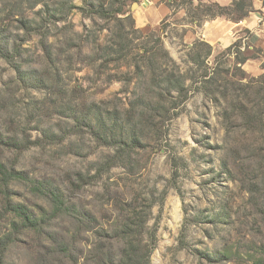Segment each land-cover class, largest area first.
I'll return each instance as SVG.
<instances>
[{"label": "rangeland", "instance_id": "obj_1", "mask_svg": "<svg viewBox=\"0 0 264 264\" xmlns=\"http://www.w3.org/2000/svg\"><path fill=\"white\" fill-rule=\"evenodd\" d=\"M251 1V13L264 14V0ZM81 7L82 0H0V37L11 57H0V136L20 146L0 148V162L25 177L9 184L8 199L51 219L41 233L18 234L3 264H95L96 257L141 254L152 245L149 264H264V130L245 128L243 120L254 119L258 103L244 86L260 77L253 87L264 88V61L258 74L241 66L245 79L231 78L235 49L212 47L208 71L216 58L231 85L209 84L206 92L193 86L152 134L143 107H134L144 81L135 82L134 66L142 65L136 53L147 42L157 45L163 22V47L193 76L187 46L197 40L185 36L198 28L188 24L189 8L166 7L153 27L134 20L133 32L128 20L87 17ZM131 7L132 15L138 7ZM241 44L244 55L258 58ZM87 119L113 120L154 140L133 152L127 166L98 176L115 150L88 131ZM46 186L61 190L76 213L52 219V204L38 190ZM2 190L0 182V240L10 235L11 221L19 222L4 216ZM87 213L94 221L83 231L76 217ZM128 219L145 221L141 233L109 243Z\"/></svg>", "mask_w": 264, "mask_h": 264}, {"label": "trees", "instance_id": "obj_2", "mask_svg": "<svg viewBox=\"0 0 264 264\" xmlns=\"http://www.w3.org/2000/svg\"><path fill=\"white\" fill-rule=\"evenodd\" d=\"M84 7H81L80 12L87 17H97V19L105 21L128 20L129 24L134 32V19L128 11V6H132L134 3L138 4V0H97V4H94L92 0H82ZM168 9L176 8L177 6H186L189 8V25L200 28L205 21L213 20L216 18H222L233 23H239L247 18L251 14L253 7L251 0H229L228 5H221L217 1L209 0H162ZM157 35L158 43L154 47H149L148 42L143 45L138 53L141 55L142 65L136 64L134 66V74L136 75L135 82L143 79L141 86H137L140 91L137 92L133 99L135 101V109H143L140 111L143 116V124L147 130H150L152 134H155L161 125V116L163 114H170L174 112L182 103H185L189 98V92L193 86H196L197 91L203 90L206 92L207 85H215V87L228 88L232 81L223 77L222 71L219 70V64L215 58L217 66L209 72L207 67V61L212 56V46L203 40H197L193 45L188 47V57L192 67L196 68L193 76L188 77L186 73L181 69L170 56L167 50L163 47L161 42L162 36L165 34V28L162 27ZM152 36V35H151ZM241 40H237L231 46L226 48V52H230L235 49L236 59V72H234L231 78L245 79L246 73L241 69V66L249 59H255L256 56L244 55L241 51ZM247 47H245V50ZM254 52L258 55V58H262L261 51L253 48ZM108 52L111 50H107ZM106 51V52H107ZM119 52V51H118ZM117 52V53H118ZM230 55V54H229ZM0 57L10 61L11 57L8 52L7 44L0 37ZM124 58V57H123ZM200 72V75L197 74ZM212 74V75H211ZM228 74V71L225 72ZM198 75V76H196ZM211 75V76H210ZM217 78L215 82L213 79ZM259 78H250V81L244 86L247 88V92H255L258 97L257 108L255 110V117L253 120H249L247 115L243 116L244 127L250 130L259 128L260 131L264 130V88L263 85H256L259 83ZM138 80V81H137ZM263 84V83H262ZM136 85V83L134 84ZM140 85V84H139ZM211 85V86H212ZM214 92V91H213ZM212 92V94H213ZM226 96V95H224ZM86 123L88 131L98 140H103L106 147L115 150L112 156H109L102 164L97 168V175L105 174L115 167H125L130 162V158L133 152L140 150L141 148H147L151 146L154 137L144 138L138 136L135 133L134 128L128 129L126 126L117 125L113 120L111 123L105 121L98 123L96 121L87 119L83 120ZM108 126L107 130L102 131L104 127ZM253 128V129H252ZM102 132L103 135L100 134ZM167 130H165V135ZM14 148L19 149V145L15 140L10 138H2L0 136V148ZM25 180V177L13 168L7 167L4 163L0 162V182L4 190L6 206L4 208V216L11 214L19 219V222L11 221V233L5 238L0 240V264H3L2 257L6 248L15 241L18 234L24 231H34L36 233L43 232V229L48 226L51 221L50 217L37 218L33 216L30 211L23 205L11 204L8 199V187L9 184L16 180ZM45 194L48 201L52 204V219L58 218L62 215H71L76 213L69 206L68 200L63 195V192L58 188H46L38 189ZM83 219H78V223L84 226L83 231L90 229L91 220L94 221L90 213L83 214ZM125 227L120 232L118 230L113 231L115 236H111L109 243L115 238H135L141 233V230L145 227V221L137 223L132 219L125 221ZM136 227L139 229L136 231ZM119 233V235H117ZM122 233V235H120ZM134 242V241H133ZM131 242V244H133ZM107 247V245H106ZM152 246H148V249L141 254L138 251H131L128 256H111L109 255L103 259H95V264H149V257L152 252ZM97 250V248H96ZM98 248V253H101ZM100 256V255H99ZM125 256V255H124Z\"/></svg>", "mask_w": 264, "mask_h": 264}, {"label": "crops", "instance_id": "obj_3", "mask_svg": "<svg viewBox=\"0 0 264 264\" xmlns=\"http://www.w3.org/2000/svg\"><path fill=\"white\" fill-rule=\"evenodd\" d=\"M140 6L132 16L139 28L155 26L167 15V9L160 3L161 0H138ZM217 1L221 5H228L229 0H209ZM246 32L248 36L245 37ZM188 40H203L212 47L227 48L237 40L247 42V49H259L262 58L249 59L243 68L252 74L261 72V62L264 61V14L251 13L247 18L239 23H233L222 18L205 21L191 35L185 36ZM192 41V42H193ZM246 49V50H247Z\"/></svg>", "mask_w": 264, "mask_h": 264}, {"label": "water", "instance_id": "obj_4", "mask_svg": "<svg viewBox=\"0 0 264 264\" xmlns=\"http://www.w3.org/2000/svg\"><path fill=\"white\" fill-rule=\"evenodd\" d=\"M135 7H138V4L137 3H134L133 5H132V10L135 8Z\"/></svg>", "mask_w": 264, "mask_h": 264}]
</instances>
